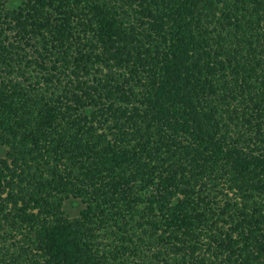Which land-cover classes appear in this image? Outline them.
Listing matches in <instances>:
<instances>
[{
    "label": "trees",
    "instance_id": "16d2710c",
    "mask_svg": "<svg viewBox=\"0 0 264 264\" xmlns=\"http://www.w3.org/2000/svg\"><path fill=\"white\" fill-rule=\"evenodd\" d=\"M0 264H264V0H0Z\"/></svg>",
    "mask_w": 264,
    "mask_h": 264
},
{
    "label": "rangeland",
    "instance_id": "374dc122",
    "mask_svg": "<svg viewBox=\"0 0 264 264\" xmlns=\"http://www.w3.org/2000/svg\"><path fill=\"white\" fill-rule=\"evenodd\" d=\"M83 204L77 199H68L64 204V211L70 216L78 215L79 211L82 209Z\"/></svg>",
    "mask_w": 264,
    "mask_h": 264
}]
</instances>
